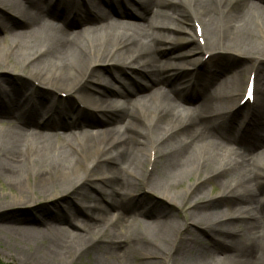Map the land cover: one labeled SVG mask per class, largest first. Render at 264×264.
Instances as JSON below:
<instances>
[{"label":"bare ground","instance_id":"1","mask_svg":"<svg viewBox=\"0 0 264 264\" xmlns=\"http://www.w3.org/2000/svg\"><path fill=\"white\" fill-rule=\"evenodd\" d=\"M0 187L28 264H264V0H0Z\"/></svg>","mask_w":264,"mask_h":264},{"label":"rangeland","instance_id":"2","mask_svg":"<svg viewBox=\"0 0 264 264\" xmlns=\"http://www.w3.org/2000/svg\"><path fill=\"white\" fill-rule=\"evenodd\" d=\"M107 11L110 12V10H107ZM114 15H115V13H114ZM125 21L134 22L135 20L132 17H128V18L125 19ZM175 23L177 24V22H175ZM180 51L181 50H177V51H175V53L180 52ZM172 54H173V52H170V51H168L165 54L161 53V54H159V58L160 59H165V58L171 56ZM223 56L224 57H222V58H228L230 60H233V59L238 60V59H240V58H237V57H234V56L232 57V56H230V54H223ZM205 57L207 58V56H205ZM205 57H204V59H206ZM240 60H242V59H240ZM242 62L243 61H241V63ZM104 69H105L104 72H106V74H107V76L105 77L106 81H110V84L112 82V84L116 88L119 87L118 83H116V82L113 83V81L110 78H108V77L111 76L115 80H117L119 78V74L115 73L112 69L108 70V68H106V67ZM186 69H187V71H189L190 70V65H188L184 70H186ZM181 70H183V69H181ZM232 70L233 69L229 70L227 73L225 72V76L226 75H230ZM104 75H105V73H104ZM246 77H247V75L244 76V84L241 87V91H240V95H239L240 97L242 96V93H243V90H244V87H245ZM174 78H176L175 79L176 80L175 84H177V87L181 88L182 86L181 85L178 86V83L179 82L181 83L183 81V79H181L183 77L179 78V77L176 76V74L172 73L171 74V79L173 80ZM93 81L95 82V80H93ZM107 86H109V84H107ZM131 86L134 89L138 85L135 83V84H133ZM81 101L82 100H80L79 97H75V98H73L72 102L77 104V106H80L81 105L80 104ZM118 105H120V106L122 105L123 106L122 101H119V99H118ZM87 112H88L90 117L97 116L95 121L97 120L99 122L100 117H99L98 114L90 112V110H88ZM116 129H119V126L116 127ZM96 130H97V128H88V132H96ZM128 137L132 138L131 135H129ZM191 181L192 180H190V182L188 180L185 181L182 187H176L174 189L168 190V193L174 194L175 197L178 196L176 198H177V201L179 202L180 199H181V196H179V195H181V193H183L182 189L183 188L186 189V186H189L192 183ZM208 188H209V186H207V189L205 190V194L210 196V197H215L218 194V192L220 191V189L218 187H212L211 191H208L209 190ZM19 192H21V190L18 189V188H15V189L11 190L8 187H0V205H2L3 203L9 204V206L13 205L14 202H15L14 199H16V197L18 196ZM122 192H124V195H126L125 197L124 196L123 197L126 198L128 192L124 191V190H122ZM142 193H143V191L140 194H142ZM153 194L154 195H158L157 193H153ZM261 196H264V193H262ZM148 197L151 198V200H153L155 203H159V204L163 203L162 199H160L159 197H156V196H153V195H150V194L148 195ZM37 200L38 201H34V202H36L38 204V206L44 204V202H45V200H42V198H39ZM105 201H101V202L105 203ZM227 202H228V200L224 201L222 203V206H224ZM184 203L186 204L187 202H184ZM80 204L83 206L81 208H82V211H84V212H87L88 211V206L91 205L89 203V201H87V200L83 201ZM186 207H187V205H185V208ZM48 208H50L51 211H53V213H55L54 212L55 209H52L53 207L50 206ZM37 210L38 209H26V208H15V209H13V208H10V209L9 208L8 209L5 208L4 210H0V261L2 263H4V264H28V263L24 262L22 260V258L20 257V255L18 254V252H19L18 251V247L20 246V242H19V239H18L17 235L13 234V231H14V227L20 226V223L18 221L14 222L13 220H15V219L18 220L19 217L28 218L32 214L36 216ZM182 211L183 210L180 207V213L178 211L177 212L175 211V213H177L179 217H180L181 213L184 214V216H185V213H183ZM181 218H182V215H181ZM113 227L117 229L118 224H116V225L114 224ZM202 244H203V246H206V247L211 246V239L207 238V237H204L202 239ZM109 256H110V259H112L111 255H109ZM88 260H91V256L81 257L80 259H78V262L77 263L75 262L74 264H87Z\"/></svg>","mask_w":264,"mask_h":264},{"label":"trees","instance_id":"3","mask_svg":"<svg viewBox=\"0 0 264 264\" xmlns=\"http://www.w3.org/2000/svg\"><path fill=\"white\" fill-rule=\"evenodd\" d=\"M0 264H4V263H2V262L0 261Z\"/></svg>","mask_w":264,"mask_h":264}]
</instances>
